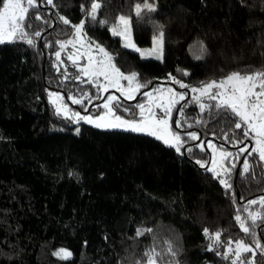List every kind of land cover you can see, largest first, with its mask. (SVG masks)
<instances>
[{"label":"trees","instance_id":"1","mask_svg":"<svg viewBox=\"0 0 264 264\" xmlns=\"http://www.w3.org/2000/svg\"><path fill=\"white\" fill-rule=\"evenodd\" d=\"M100 2L92 21V0H37L26 36L0 43V264H146L149 254L160 264H232L237 240L253 247L255 264H264L255 248L257 239L264 245V220L253 225L248 219L249 212H264L248 203L264 196V162L255 153L237 156L253 141L235 128L237 117L214 107L217 101L189 94L174 108L177 128L200 137L182 135L187 143L180 152L150 135L71 124L49 101V93L58 92L67 102L81 100V109L92 105L90 112L104 100L95 80L66 60L67 45L60 43L74 37L72 25L81 20L77 43L102 46L121 72H136L146 85L125 104L140 102L152 82V88L171 84L170 76L200 87L231 72L264 69V0H148L155 11L141 17L135 4L143 0ZM121 15L131 19L140 47L163 31L162 60L122 45L112 34ZM209 139L233 154L219 176L196 162H207L209 149L200 143ZM245 158L249 173L243 172ZM237 215L255 237L240 229ZM205 228L220 231L221 243L210 249L214 241ZM138 229L151 231L137 236ZM60 249L71 257L54 255Z\"/></svg>","mask_w":264,"mask_h":264},{"label":"snow or ice","instance_id":"2","mask_svg":"<svg viewBox=\"0 0 264 264\" xmlns=\"http://www.w3.org/2000/svg\"><path fill=\"white\" fill-rule=\"evenodd\" d=\"M48 4H52L53 0H47ZM0 43L6 41H13L17 34L19 33L21 37L26 36L24 31L25 22L28 19V14L30 9L37 7V0H0ZM102 7L100 0H92L90 11L87 12V15L91 17L92 21L97 20L98 10ZM155 11V5L149 3L148 0H143V3L135 4V15L141 17L144 12H153ZM36 19H40V16L37 14ZM65 24H70V21L64 17H60ZM118 22L112 27V34L114 36L121 37L124 41L125 48H132L135 51L139 52L141 56H155L156 59H163V43H164V33L163 31L159 32L158 36H154L153 47L151 49L142 50L136 46L132 39V26L131 19L124 15H121L117 18ZM100 24H106L107 21L100 20ZM85 21L81 20L79 24L72 25L75 29V34L78 38H82V33L84 31ZM36 36H39L40 33L36 32ZM29 44H32L33 41L29 39L27 41ZM63 47L65 44L72 43L71 40L60 42ZM88 52L84 53L88 55V63L84 66L81 71L82 73L89 77V82L95 80L97 86L103 90L107 91L109 87L116 88L120 91L121 95L127 97L128 99L134 98V93L138 92L141 88L146 85L138 82V74L132 72L130 75H125L120 71L119 68L112 63L111 55L100 45H96L97 50L100 53H103L105 59L96 60L90 54L91 46L84 45ZM203 50V45H201ZM82 54V55H84ZM57 58L59 59L60 53H56ZM197 59L202 57L197 56ZM69 59L73 60V63L76 62L72 56ZM184 75H188L185 71ZM103 77L106 83L100 84L99 78ZM77 79L80 77L77 76ZM172 81L177 84H180L181 88H188V85L182 83V81L177 80L176 77H169ZM121 80L127 81L128 86L124 87L121 84ZM215 89V91H214ZM160 93L159 96H153L151 93L145 92L144 95L149 97V102L145 104H137L136 107L140 110V119L139 120H125L122 117L116 115L114 108L112 106V101L117 100L118 97L109 96L107 101L103 105L107 112L104 116L97 118V121H94L92 118L87 116H79V113L75 115L79 119L85 120L88 123H95L97 127H108V128H127L133 132L148 133L149 135L155 136L157 139L162 140L166 145L174 146L177 152H180L181 145L184 141L181 138L179 132L174 131L170 119L172 117L174 107L180 103V101L185 99V93L176 92L175 89L168 88L156 89ZM191 91L194 93H199L200 96H208L212 101H219L214 105L217 109H224L230 111L237 121L235 123L236 129H242L243 136L245 139L249 137L254 140V146L249 151L247 147H242L239 150L240 154L245 152L251 156L253 153L257 154L259 160L264 162V69L255 70L249 73L241 74L239 71L231 72L225 78L216 81L213 80L209 83H202L200 87H192ZM57 99H59V94H54ZM200 96L195 97L198 101ZM82 101L79 99H73V103L80 104ZM53 103H56L54 100ZM207 106L204 104L200 105L201 111H203ZM154 108L161 109L162 114L157 115ZM58 111L64 110L67 111L66 106L58 105ZM128 111V109H125ZM181 114H183V109H179ZM112 117L111 121L100 123L98 121H104L105 117ZM175 124L177 127L180 126V121L176 120ZM187 136L193 140L198 139L197 133L189 132ZM236 143L242 144L243 141L237 140ZM209 146L213 148V151H216L214 145L209 142ZM190 151V149H189ZM231 152L221 151L220 157L221 160L226 159L227 157L232 156ZM198 164H201L203 167L204 164L201 161H196ZM233 167H235L233 165ZM208 171L215 172V161L214 167L212 169H207ZM252 170V166L249 164L248 159L245 158L243 161V172L249 173ZM228 171H231L230 169ZM219 176V173H216ZM220 183L224 185L225 188H231L232 185L228 181L221 179ZM249 205H255L259 203L262 209H264V196H261L259 200H251L248 202ZM247 211V209H245ZM236 221L239 223L240 229L245 234H251L255 237V233L251 231L250 227L240 215L235 217ZM248 219L251 220L254 225L257 220H264V212H249ZM150 232L151 229L146 230H137V236L144 235L145 232ZM204 233L206 236H210L213 239L214 243L209 245L211 249L215 244L221 243V232L217 231L215 233H209V229L205 228ZM236 248L234 251L235 260L232 261V264H255V255L256 252L251 245L246 244L243 240H237ZM255 248L259 249L261 253H264V245L260 243L257 239L255 240ZM169 252H172V248L169 245ZM229 252H232L233 249L229 246ZM251 253L252 259H242V254ZM175 255L174 252H172ZM54 255L62 259H67L71 257L72 253L66 249H60ZM227 258V253L224 254ZM146 264H156V260L152 255H148Z\"/></svg>","mask_w":264,"mask_h":264},{"label":"rangeland","instance_id":"3","mask_svg":"<svg viewBox=\"0 0 264 264\" xmlns=\"http://www.w3.org/2000/svg\"><path fill=\"white\" fill-rule=\"evenodd\" d=\"M78 39L79 38L76 36V34H74V37L72 39H68V41L71 40L72 43L65 44V45H67V51H66V54H64V55L66 56V60L69 63H71L72 65L76 66L78 69H82L88 63V55L84 54V53L88 52V49L84 46V43L83 44H81L80 42L77 43ZM121 40H122V45L124 46V41H123L122 38H121ZM6 42H8V41H6ZM90 46H91L90 54L93 56L94 59H96V60L105 59L103 53H100L95 46H92V45H90ZM136 46L138 48L142 49V50L151 49L153 47V40H152L151 46H148V47H140L138 45H136ZM127 49H130V50H132L134 52H137V51H135L132 48H127ZM137 53H139V52H137ZM82 54H84V55H82ZM139 55L141 56L140 53H139ZM70 56H72L74 59H76L78 57V59H76L75 63H73L72 59H69ZM141 57L142 58H153V59H156L155 56H148V55L141 56ZM157 60H162V59H157ZM112 63H113V61H112ZM125 75H128V74H125ZM170 82H171V84H161L160 83V84H157L154 88H150L148 90L145 89V91L143 92L141 101L140 102H133L132 104H130V103H126L125 104L123 102V99H125V101H129V102L132 101V100H135L137 98L139 92L134 93V98L130 100L127 97L121 95L120 91H118L116 88L109 87L106 92L100 89L101 94L103 95L102 99H104V100L99 105V111L97 110L98 109L97 108V109L91 110L89 112V110L92 107V105H88V107L85 110L83 108H82L83 109L82 110L80 107H78L76 105V103H73V99L74 98H70L72 103L71 102H67V101H65V99H63L62 94H60L58 92H50L49 93V101H50L53 109L56 112L61 113L64 117H66L70 121L71 124H76L78 122H84V123H86L88 125H91L93 127H97L95 123H88L85 120L79 119V117H77L75 114L79 113V116H81V117L87 116V117L92 118L94 121H97L98 117L104 116L105 113L107 112V109H105L103 107V105L105 104V102L107 101V97H109V96H115V97L119 98L118 101L117 100L112 101V106L114 108V111H115L116 115L122 117L125 120H133V119L139 120L140 119V110H139V108L136 107V105L137 104H145V105L148 104L149 97L144 95L145 92L151 93L153 96H159L160 93L157 92L156 89L167 90L168 88H172V89H175L176 92L185 93V99L189 96V94H191L193 97L200 96L199 93H194V92L191 91L192 87L181 88L180 84H178L179 87H177L175 84L172 83V81H170ZM99 83L100 84H104V83H106V81H104L103 77H100L99 78ZM121 84L124 85V87L128 86V82L124 81V80H121ZM214 91H215V89H214ZM54 94H59L60 98L57 99V97ZM204 97L207 98L208 96H200V99L204 98ZM54 100L56 101V103H53ZM182 102H183V100L180 101V103H182ZM217 102H219V101L217 100ZM180 103L177 104V105H180ZM58 105L61 106V108H63V106H66V109H67L66 113H65L64 110L58 111L57 110L58 109ZM177 105L175 106L176 108H177ZM125 109H128V111H125ZM154 111H156L158 116L162 114L161 109L154 108ZM176 112H177V110L173 109V113H172V117L170 119V123L172 124L173 130L180 133L181 138L184 141V143L181 145V148H184L186 146L187 140L182 135L187 134L189 132L183 133L181 131V129L177 128V126L175 124V121H174L175 120L174 116L176 115ZM111 120H112V117L109 116V117H105L104 121H98V122L105 123V122H108V121H111ZM97 128L106 129V130H121V131L137 133V134L149 135L146 132L145 133L133 132L131 130H128L127 128H108V127H97ZM77 129H78V127H77ZM192 132H194V131H192ZM150 136H152V135H150ZM152 137L156 138L155 136H152ZM198 139H199V137H198ZM252 141H253V145H254V140H252ZM209 142H211V140H208L207 142L200 143L201 147H206L207 149H209V157L207 159V162L206 163L203 162V164H204V166L207 167V169H212L214 167V161H215V172H213V171H210V172H212L215 176H216V173H219L220 175H222L223 174L222 173V171H223V164H222L223 160H221L220 152L224 151V150L220 149V148H217L215 146V144L211 142V144L214 145L215 148H216V151H213V148L209 146ZM247 146L249 147V149L251 148V145H249V144H246L243 147H247ZM172 147H174V146H172ZM180 151H181V149H180ZM156 264H160V263L156 262Z\"/></svg>","mask_w":264,"mask_h":264},{"label":"water","instance_id":"4","mask_svg":"<svg viewBox=\"0 0 264 264\" xmlns=\"http://www.w3.org/2000/svg\"><path fill=\"white\" fill-rule=\"evenodd\" d=\"M153 85H154V82H152L147 88H146V90H148V89H150V88H152L153 87Z\"/></svg>","mask_w":264,"mask_h":264},{"label":"built area","instance_id":"5","mask_svg":"<svg viewBox=\"0 0 264 264\" xmlns=\"http://www.w3.org/2000/svg\"><path fill=\"white\" fill-rule=\"evenodd\" d=\"M235 259H236V258H234L233 260H235ZM233 260H231V263H232ZM237 264H239V261H237Z\"/></svg>","mask_w":264,"mask_h":264},{"label":"flooded vegetation","instance_id":"6","mask_svg":"<svg viewBox=\"0 0 264 264\" xmlns=\"http://www.w3.org/2000/svg\"><path fill=\"white\" fill-rule=\"evenodd\" d=\"M210 139H211V138H210ZM210 139H209V140H210ZM199 140H200V137H199ZM202 142H207V141H201V143H202Z\"/></svg>","mask_w":264,"mask_h":264}]
</instances>
